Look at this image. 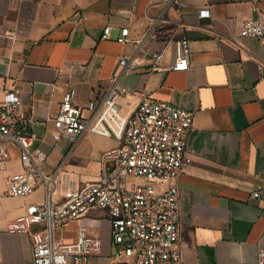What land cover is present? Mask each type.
<instances>
[{
  "label": "crops",
  "instance_id": "obj_1",
  "mask_svg": "<svg viewBox=\"0 0 264 264\" xmlns=\"http://www.w3.org/2000/svg\"><path fill=\"white\" fill-rule=\"evenodd\" d=\"M201 8L209 14L200 17ZM250 18L264 19V0L256 11L248 0H178L167 6L164 0H0V97L7 88L20 89L32 146L47 152L45 166L52 170L68 147L67 140L49 135L63 95L74 89L72 102L88 115L89 100L102 95L109 77L119 73V56L138 46L116 40L121 28L128 26L135 40L153 28L137 52L143 63L120 74L117 86L133 93L119 102L123 112L143 98L193 112L190 161L176 182L183 264H256L257 250L264 247V47L247 37L240 45L232 41ZM108 25L109 36L101 39ZM181 37L189 41V65L166 68L174 60L173 41ZM162 49L164 68L148 70L150 54ZM116 145L113 137L87 131L65 161L68 178L74 185L96 179L101 153ZM5 149L0 264H32L29 237L7 232L6 223L40 201L43 189L24 197L7 192L8 177L22 166L17 147L8 143ZM167 183L156 185L163 189ZM84 221L102 240L101 252L86 264H110L107 211L90 207ZM60 236L73 240L75 224Z\"/></svg>",
  "mask_w": 264,
  "mask_h": 264
},
{
  "label": "built area",
  "instance_id": "obj_2",
  "mask_svg": "<svg viewBox=\"0 0 264 264\" xmlns=\"http://www.w3.org/2000/svg\"><path fill=\"white\" fill-rule=\"evenodd\" d=\"M166 6L178 0H164ZM251 10H258L259 0H248ZM200 17L209 14L201 8ZM161 16L158 19L161 20ZM156 22L152 24L155 26ZM111 27L102 29L100 38L109 36ZM153 28L140 40L133 39L128 26L121 28L116 40L120 44L138 43L136 50L118 58L119 73L109 77V86L98 98L89 100L82 108L72 102L74 89L67 91L52 118L49 131L54 141L67 140V151L52 170L45 166L47 152L32 146L31 118L23 109L21 92L17 87L3 90L0 97V155L7 157L6 144L19 151L22 170L7 179V192L24 197L42 187V199L30 202L24 211L8 220L6 231L29 237L32 264H86L101 252L102 240L90 232L84 221L90 207L105 209L110 225L112 253L110 264H183L180 241V197L177 180L183 166L190 161L188 135L194 129L193 112L168 101L143 98L129 112L120 108V98L133 93L117 86L120 74L136 70L143 62L137 52ZM255 39L264 47V19H245L235 44L241 38ZM174 60L166 68L186 69L190 48L186 37L173 41ZM164 51L150 54L148 70H160ZM110 136L117 145L104 150L100 170L94 180L74 185L68 178L65 161L77 141L87 132ZM144 182L135 185L132 180ZM168 182L160 189L156 185ZM258 196L259 191H253ZM75 224V238L60 236L70 224ZM256 264H264V247L256 254Z\"/></svg>",
  "mask_w": 264,
  "mask_h": 264
},
{
  "label": "rangeland",
  "instance_id": "obj_3",
  "mask_svg": "<svg viewBox=\"0 0 264 264\" xmlns=\"http://www.w3.org/2000/svg\"><path fill=\"white\" fill-rule=\"evenodd\" d=\"M132 182L135 184V185H140V184H142L143 182H144V180H142V179H134V180H132Z\"/></svg>",
  "mask_w": 264,
  "mask_h": 264
}]
</instances>
